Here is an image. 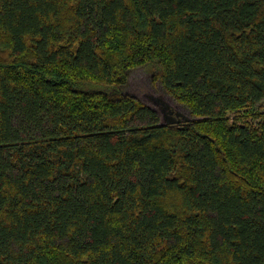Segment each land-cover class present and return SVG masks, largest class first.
Instances as JSON below:
<instances>
[{"label": "trees", "instance_id": "obj_1", "mask_svg": "<svg viewBox=\"0 0 264 264\" xmlns=\"http://www.w3.org/2000/svg\"><path fill=\"white\" fill-rule=\"evenodd\" d=\"M0 264H264V0H0Z\"/></svg>", "mask_w": 264, "mask_h": 264}, {"label": "rangeland", "instance_id": "obj_2", "mask_svg": "<svg viewBox=\"0 0 264 264\" xmlns=\"http://www.w3.org/2000/svg\"><path fill=\"white\" fill-rule=\"evenodd\" d=\"M126 91L158 111L167 107L166 110L179 112L182 115L179 117L182 121H184L183 118L189 117L188 111L165 93L158 83L154 84L149 72L143 68L136 69L129 74Z\"/></svg>", "mask_w": 264, "mask_h": 264}, {"label": "water", "instance_id": "obj_3", "mask_svg": "<svg viewBox=\"0 0 264 264\" xmlns=\"http://www.w3.org/2000/svg\"><path fill=\"white\" fill-rule=\"evenodd\" d=\"M149 107L152 108L159 115L161 124H163V125H165V124L166 125L167 124H177V123L182 121V119L179 118L180 116L182 117V115L179 112L174 113L173 110H170V109L166 110L167 107L164 108L161 111H158V110H156L155 108H153L151 106H149ZM188 116H189L188 118H183L185 122L189 121V120H192V118L190 117L189 112H188Z\"/></svg>", "mask_w": 264, "mask_h": 264}]
</instances>
